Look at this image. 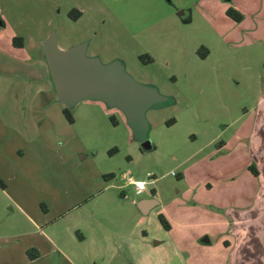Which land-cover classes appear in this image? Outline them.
Returning <instances> with one entry per match:
<instances>
[{
    "label": "rangeland",
    "instance_id": "obj_1",
    "mask_svg": "<svg viewBox=\"0 0 264 264\" xmlns=\"http://www.w3.org/2000/svg\"><path fill=\"white\" fill-rule=\"evenodd\" d=\"M229 9L234 13L228 15ZM74 10L81 12L77 19ZM48 33L56 34L59 45L88 40V49L104 60L120 58L123 71L161 94L164 104L146 114L152 146L145 148L124 112L102 99L79 100L69 107L73 121L66 120L65 106L54 101L49 69L45 74L33 62L32 80L44 105L23 100L20 124L28 123L30 131L20 132L15 141L5 125L10 120L0 113V178H6L2 181L16 202L44 224L55 246L42 242L15 201L0 190L5 255L19 264H229L231 234L221 216L224 209L214 211L209 204L207 184L223 168L213 161L217 143L237 127L264 87V0H0L7 67L23 65L3 73L8 94L16 93L18 82H32L9 36L22 37L30 49ZM144 54L152 61L143 62ZM25 87L23 96L29 99L34 92ZM15 144L23 145V169H29L24 176L20 172L19 183L9 179L11 161L5 157L7 145ZM46 165L70 180L61 202L71 206L60 216L32 180L48 176ZM127 172L146 181L141 194L122 179ZM144 196L157 202L146 213L136 204ZM90 197L101 199L100 206L89 204ZM90 228L96 233L85 231L80 242L81 232ZM34 240L40 247H29ZM39 252L40 259L30 261L29 255Z\"/></svg>",
    "mask_w": 264,
    "mask_h": 264
},
{
    "label": "crops",
    "instance_id": "obj_2",
    "mask_svg": "<svg viewBox=\"0 0 264 264\" xmlns=\"http://www.w3.org/2000/svg\"><path fill=\"white\" fill-rule=\"evenodd\" d=\"M52 35H54L56 45L60 49L65 50L72 46L84 43L85 54L87 57H96L103 64H108L116 60L120 61L121 63H124L120 58L116 57H110L104 60L102 56L98 54V52H92L90 49H88L90 46V42L88 40H77L76 42H72L69 44L59 45L58 40L56 38V34L48 33L41 37L37 42L34 40L37 44H34L33 46L29 47L30 49H27L25 40L23 41L21 47H16L12 44L11 49L15 50L18 53L16 56L17 61L26 64L25 66H27V71H29L28 75L30 76L29 78L31 80L35 78L33 74V62L38 63L40 67L43 68L45 74H47L48 72V65L44 51V42ZM9 38L12 39L13 37L9 36ZM29 40L31 39L29 38ZM40 45L42 46L40 47ZM7 54L8 51L6 45L4 43H0V113L10 120V123L8 122L5 125L11 128V130L14 131V133L16 134H13L15 136V141V138H19L20 136H22L20 132L22 133L24 130L28 131L26 128V126H28V123H25V126H22L20 124L22 122L21 119L24 107L23 100L26 101L25 103L32 104L34 107H38V105H44V101L43 99H39V97L37 96L39 89L36 88V81L33 80L32 82L30 81L28 85L24 83V86H22V82H18V86L14 85V90H12V93H16L14 95L7 93V90L5 89V78L3 76L5 74L3 73L5 71H11L12 69L22 70L23 66L15 64L14 68L8 69L6 60L4 58ZM31 55H33L35 58L34 60L30 61ZM25 86H27L32 93L34 92V95H30L29 99H24L23 96L22 90L26 88ZM54 101L61 103L67 109L71 107L66 106L65 103L61 102L58 99V96H56V99H54ZM77 102L75 104H77ZM159 108L148 109L145 113V116L149 110ZM242 115L243 118L242 120H240L239 124H237V127H234V130H232L225 139L217 143V147L215 149L216 153L213 154V161L222 162L223 168L217 169L216 177L212 182H208L207 184L208 201L214 211H217V208H222V210L224 209L223 214L221 216L225 219V226H228L229 233L231 234L230 237L232 238V241L227 240L226 244V248H228L230 251L228 255L229 264H264V87L259 93L255 104L249 110L243 112ZM52 116H54L53 119L55 120L57 114L52 113ZM26 119H28V116ZM146 120L148 122L147 116ZM235 123L236 122L234 120L227 122L225 124V129H230L231 126H233ZM21 140L22 139L20 138L18 140V143ZM23 149V145L18 146L17 144H15L14 146L7 145L6 147L7 155H5V157L9 158L8 160L11 161V174L8 177L11 181H17V183L22 181V177H19L20 172L22 174L21 176H24L25 172L27 173L29 171V169L28 171H26L25 166L23 169ZM12 157H14L13 160ZM250 166L255 169V174H253L249 170ZM45 168L48 170L47 165L45 166ZM62 170L64 171V169ZM47 173L48 176L46 175L40 178L33 177L32 180H34L35 184L38 185L44 191L45 196L51 198L53 204L56 205L54 208L57 211L55 215H63L65 211H67L71 206L64 205L61 202V197L64 194L63 191L65 187H69L70 180L67 176H55V174L53 173V168L48 170ZM2 179L6 178L3 177ZM2 179L0 178V181H2ZM0 190L5 196H7V198L15 201L14 203H16L15 205L17 209L22 212L26 216V218H28L29 224L34 227V232H37L38 235L42 236V242H48L52 247H54L55 239L50 234H48L43 228L44 224H41L40 222L35 220L32 215L26 210V208L16 202L14 197H12L7 192L5 184L3 185V187L0 188ZM16 196L18 197V195ZM82 199L83 201H86L88 200V197L85 196ZM55 200L57 201V203L54 202ZM152 201H155V203L150 204V202ZM87 202H91L89 204H94L95 206H100L101 199L97 200V197H90L89 201ZM140 202H144V204L147 205L146 212H148L150 208L156 205L157 203L154 196L141 197L139 198V200H137L136 204L138 205ZM132 203H134V200H132ZM76 206L78 205H73V207ZM50 208L51 207L48 206L46 211L49 212ZM138 208L142 212L139 206ZM96 213V209H91V213L89 212V214L95 216ZM215 215L219 216V214L217 213H215ZM0 230H2L0 231V238H5V234L1 235V233H3L4 231L6 232V230L4 228ZM85 231L94 234L97 230H93L92 228H90L89 230L84 229V232H81L82 235H80V242L86 240ZM11 236L13 238L18 237L16 233L11 234ZM40 245V243H38L37 241L35 242L34 240L33 242H31L29 247L38 248L40 247ZM6 246L4 243L0 247L2 248V252H4V254H1L0 250V264L21 263L19 262V259H16V257L5 255L4 250L6 249ZM40 257L41 254L39 252V254L30 261H37L38 259H40ZM64 258L68 262L69 260H72L66 255ZM77 263L86 264V262ZM72 264H75V262H72Z\"/></svg>",
    "mask_w": 264,
    "mask_h": 264
},
{
    "label": "water",
    "instance_id": "obj_3",
    "mask_svg": "<svg viewBox=\"0 0 264 264\" xmlns=\"http://www.w3.org/2000/svg\"><path fill=\"white\" fill-rule=\"evenodd\" d=\"M47 65L58 99L67 106L85 98H97L121 109L143 146L152 143L146 138L148 122L145 113L164 104L161 94L135 82L122 69L120 61L103 64L85 54V44L60 49L52 35L44 42ZM155 201L150 202V204ZM146 213L147 205L138 204Z\"/></svg>",
    "mask_w": 264,
    "mask_h": 264
},
{
    "label": "trees",
    "instance_id": "obj_4",
    "mask_svg": "<svg viewBox=\"0 0 264 264\" xmlns=\"http://www.w3.org/2000/svg\"><path fill=\"white\" fill-rule=\"evenodd\" d=\"M74 12H75V14L72 16V18H73V19H77V18L80 16L81 12L78 11V10H74ZM232 13H234V10H233V9H229V10L227 11V14H228V15H231ZM70 14H71V13H70ZM70 14H69V16H70ZM235 14H237L236 19H237V20H240L241 15H240L239 13H236V12H235ZM70 17H71V16H70ZM12 44H13L14 46H16V47H21L22 44H23L22 37H19V36H15V37H13V38H12ZM139 58H140L143 62H146V61H147V62H150V61H152L151 57H150L149 55H147V54L141 55ZM48 69H49V68H48ZM49 73H50V71H49ZM50 76H51V74H50ZM51 80H52V78H51ZM52 83H53V81H52ZM53 86H54V85H53ZM63 114H64L65 118H66L69 122H72V121H73V119H72V115H71L69 109L64 108V109H63ZM249 170H250L253 174H255V169H254L252 166L249 167ZM109 176H112V175H105V177H109ZM159 220H160V222L163 224V226H164L166 229H169V225H168V223L166 222V220H165V218L163 217V215H159ZM29 256H30L31 259H33V258H35V257L37 256V254L29 255Z\"/></svg>",
    "mask_w": 264,
    "mask_h": 264
},
{
    "label": "built area",
    "instance_id": "obj_5",
    "mask_svg": "<svg viewBox=\"0 0 264 264\" xmlns=\"http://www.w3.org/2000/svg\"><path fill=\"white\" fill-rule=\"evenodd\" d=\"M149 176V174H148ZM122 179L125 180V183L133 185L137 194L142 193L145 190L146 181L144 180H135L133 179L129 173H124L121 175Z\"/></svg>",
    "mask_w": 264,
    "mask_h": 264
}]
</instances>
